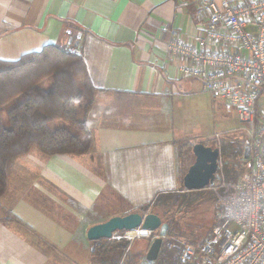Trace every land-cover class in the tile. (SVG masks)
Segmentation results:
<instances>
[{"label":"crops","instance_id":"crops-1","mask_svg":"<svg viewBox=\"0 0 264 264\" xmlns=\"http://www.w3.org/2000/svg\"><path fill=\"white\" fill-rule=\"evenodd\" d=\"M198 3L0 0V59L15 60L45 44L76 48L77 41L96 90L88 152L46 155L34 147L12 167L0 202V264H67L66 258L76 264L64 248L102 222L89 217L80 226L85 210L101 214L96 202L111 196L122 204L120 212L108 213L122 215L161 192L179 191L182 171L173 141L212 146L219 134L234 132L238 121L225 102L182 74L181 59L165 50L175 36L200 48ZM8 214L19 228L7 222Z\"/></svg>","mask_w":264,"mask_h":264},{"label":"built area","instance_id":"built-area-1","mask_svg":"<svg viewBox=\"0 0 264 264\" xmlns=\"http://www.w3.org/2000/svg\"><path fill=\"white\" fill-rule=\"evenodd\" d=\"M195 18L203 25L200 48L175 36L165 50L181 59L182 74L235 114L247 135L250 168L233 183L220 173L211 184L218 189V220L201 245L163 240L156 260L146 264H264V0H221L219 6L199 0ZM151 232L138 227L122 237Z\"/></svg>","mask_w":264,"mask_h":264},{"label":"trees","instance_id":"trees-1","mask_svg":"<svg viewBox=\"0 0 264 264\" xmlns=\"http://www.w3.org/2000/svg\"><path fill=\"white\" fill-rule=\"evenodd\" d=\"M76 48L45 44L38 50L21 54L15 60L0 59V200L5 196L16 160L32 147L46 155L83 154L90 150L93 137L87 118L96 90L89 80L82 55ZM80 103L81 111L78 109ZM3 111L7 114L6 120H3ZM58 120L66 126L50 127L53 121ZM222 139L219 147L222 172L218 169L217 173H222L226 182L233 183L249 173L250 159L244 157L247 138ZM173 142L178 148L183 177L194 159L192 145L188 146L186 140ZM233 157L239 160H231ZM243 163L248 164L247 170L243 168ZM193 191L196 190L186 191L182 187L177 192H161L139 210L146 211L163 199L166 200L162 205L169 206L170 202L178 208L190 205L196 197L185 194ZM217 210L219 212L218 207ZM217 220L215 216L212 225L198 240L176 236L180 227L172 218L167 222L168 232L185 243L201 245ZM92 242L88 264H117V258L108 253L122 251L123 244L106 242L105 239ZM142 263L146 264L147 261L142 260Z\"/></svg>","mask_w":264,"mask_h":264},{"label":"rangeland","instance_id":"rangeland-1","mask_svg":"<svg viewBox=\"0 0 264 264\" xmlns=\"http://www.w3.org/2000/svg\"><path fill=\"white\" fill-rule=\"evenodd\" d=\"M68 47V46H67ZM48 83V81H47ZM82 103H80L78 105V109L81 111V105ZM80 113V112H79ZM6 113L5 111L2 112V116H3V120H6ZM87 123H88V118H87ZM89 125V124H88ZM59 126H66V124L61 121H53L50 124V127L55 128V127H59ZM239 128V123H237L236 128L234 129V132H232L231 134H224L222 136H220L221 134L218 135V137H215L214 140H212L210 143L212 146H219L221 145L222 142V138L225 139H230L233 137H247L246 133L243 130H238ZM34 148V147H32ZM31 148V149H32ZM36 148V147H35ZM193 155V154H192ZM190 160V159H189ZM231 160H239L238 157H233V159ZM241 161V160H240ZM219 164H220V159H219ZM243 168L244 169H248V164L246 165V163H243ZM19 172L20 170L18 169V166L15 168L14 173H13V178L15 179L16 177L19 176ZM222 172V170H221ZM216 184H213L212 186L209 185L208 187H206L205 189H200V190H196L193 191L192 193H184L185 195L189 196H194L196 197V199L193 201V203H191L190 205H184L181 208H178L174 205L168 204L169 207L167 205H162L166 199H163L159 204H154L152 205L149 209L156 211L155 213L158 214L162 220L164 222H170L169 219H173L175 220L179 227H180V231L177 232V234H175L176 236H184L186 237H193L195 239L198 240V237H201L205 234V232L208 230V228L212 225L214 217L217 216V193H218V189L217 188H213ZM183 192V191H180ZM35 198H39L35 196ZM106 199H101L99 201L96 202V205L100 208L98 209V211H103L101 212V214H95L97 213V211L95 210V212H91V214L89 215V213L86 214V210L83 212L82 219L80 221V226L86 225V219H88L89 217L93 218V219H102V222H104L105 220H107L108 218H110L111 216L114 215H120V214H112L114 212V210L118 207L121 206V202L122 200L119 198H115L113 199L111 196L110 197H106ZM38 199H35L36 201L39 202ZM1 202V200H0ZM113 212L110 214L108 212L112 211ZM108 213V214H104V213ZM115 212H120V209H116ZM130 212H140L141 214H146L150 211L146 210V211H128V213ZM123 215V214H122ZM7 222L9 221L11 224H14L17 228H19V225L16 223L17 220L14 219V217L10 214H8V217L6 218ZM71 218L67 217L66 221H70ZM96 224V223H94ZM168 224V223H167ZM93 225V224H92ZM91 226V225H90ZM126 235L125 233H123V231H116L113 233L112 237L109 239H105L106 242H110V243H121L123 244L124 248L123 250L119 251H114V252H110L108 253L109 256H113L116 259L117 263L119 262V260L121 259H126V260H132V261H136L138 262V264H143V261L145 260V254L146 251L152 241L153 238H155L158 235V230L152 231L150 233L149 236H139V237H135L132 239L129 238H123L122 236ZM173 238V233H169L168 229L165 233V235L163 236V240H164V245L165 243ZM176 239V238H175ZM109 240V241H108ZM178 240V239H177ZM104 242V243H106ZM77 244H80V246L77 247ZM76 243H70L69 246L67 248H64L66 256L69 258L71 257L73 260H75L76 264L80 263V262H84L86 263V259L88 258V252H89V248H91V245H93L92 241H88L87 238H77L76 237ZM122 252V254H121ZM68 260L67 264H74L73 261L71 259H65ZM115 261V262H116ZM82 264V263H80Z\"/></svg>","mask_w":264,"mask_h":264},{"label":"water","instance_id":"water-1","mask_svg":"<svg viewBox=\"0 0 264 264\" xmlns=\"http://www.w3.org/2000/svg\"><path fill=\"white\" fill-rule=\"evenodd\" d=\"M79 34L77 35V39ZM77 41L74 45L77 46ZM192 154L194 159L182 177V186L186 191L200 190L208 187L218 178V163L220 151L218 147H212L197 142L192 144ZM249 156V145L245 142L244 157ZM247 177V175L245 176ZM140 227L148 231L158 230V235L152 239L146 254L145 260L153 262L156 260L168 224L153 212L141 214L140 212H130L125 215H114L104 222L89 226L85 232L88 241L99 239H109L116 231L132 230Z\"/></svg>","mask_w":264,"mask_h":264}]
</instances>
